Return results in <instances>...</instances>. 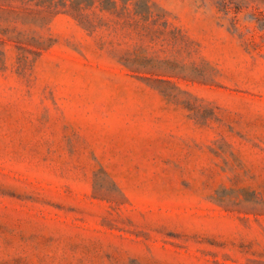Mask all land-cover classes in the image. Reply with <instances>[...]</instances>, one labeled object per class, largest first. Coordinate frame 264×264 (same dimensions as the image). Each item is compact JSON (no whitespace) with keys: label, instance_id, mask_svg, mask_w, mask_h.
<instances>
[{"label":"rangeland","instance_id":"1","mask_svg":"<svg viewBox=\"0 0 264 264\" xmlns=\"http://www.w3.org/2000/svg\"><path fill=\"white\" fill-rule=\"evenodd\" d=\"M0 264H264V0H0Z\"/></svg>","mask_w":264,"mask_h":264}]
</instances>
